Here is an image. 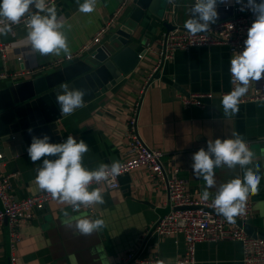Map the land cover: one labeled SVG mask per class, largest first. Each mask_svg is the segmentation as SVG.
<instances>
[{
	"label": "crops",
	"instance_id": "0c3cea01",
	"mask_svg": "<svg viewBox=\"0 0 264 264\" xmlns=\"http://www.w3.org/2000/svg\"><path fill=\"white\" fill-rule=\"evenodd\" d=\"M129 2L97 0L95 11L85 14L79 11V3L83 0H56L58 16L66 22V28L70 25L66 34L71 54L90 41L121 4L113 26L126 23L132 12ZM191 6V0L168 2L166 21L184 28V22L190 18ZM165 29L160 20L147 18L135 31L134 36L139 43L137 48L140 50L143 42L144 48L147 45L155 47L159 33ZM25 35L24 26L14 27L13 33L7 36L0 35L1 40L11 44L5 59L0 58V73L36 69L66 57L63 54L42 57L31 54L27 48L17 47L16 42ZM108 36L109 32L102 41H106ZM232 55L225 46L177 50L171 59L160 65L155 74L159 77H152L138 99L140 88L158 61V56L147 50L131 73L71 115L59 118L53 130L56 138L50 142H64L69 135L77 141L84 139L89 151L84 154L83 164L90 170L100 163L127 160L130 154L126 118L139 102L137 125L144 143L163 151L164 159L174 160L185 179L187 191L198 198L202 197L205 182L193 173V153L201 147L206 149L208 139L230 138L233 132H238L251 142L250 149L258 158L255 162L260 164L259 193L249 196L252 215L247 224L256 236L264 237V215L261 214V209H264V100L244 101L238 114L223 115L221 95L232 90ZM51 70L13 81L31 79ZM13 81L0 79V87ZM195 92H212L213 97L206 101L204 107L185 105L181 97ZM255 92L264 93V80L254 84L243 98H249ZM22 148L23 145H18L8 151L0 150V173L15 172L10 178V195L16 199L42 192L34 183L36 169L42 160L33 163L28 148ZM237 176H243L239 166L215 169L217 187ZM91 187L100 188L104 204L95 205L93 212H73L70 206L59 200L49 201L35 218L18 225L20 241L14 250L9 247L7 226L0 225V264H11L12 255L16 264H72L70 255L75 257V264H120L131 250L142 251L146 255L156 254L164 264H176L177 258L186 255L181 237H157L149 233L157 219L169 211V205L163 186L151 178L146 167H136L122 174L117 189L109 190L104 185L95 184ZM209 191L212 199L215 188ZM65 212L73 218H101L106 227L89 236L78 235L73 228L63 225ZM194 259V264H241L240 245L232 240L199 242L195 246Z\"/></svg>",
	"mask_w": 264,
	"mask_h": 264
},
{
	"label": "clouds",
	"instance_id": "9594fccd",
	"mask_svg": "<svg viewBox=\"0 0 264 264\" xmlns=\"http://www.w3.org/2000/svg\"><path fill=\"white\" fill-rule=\"evenodd\" d=\"M233 2L241 5V11L250 10L255 19L248 29L243 50L235 51L231 57L232 90L221 98L223 115L229 117L239 113L242 98L249 94L254 84L264 80V0H195L190 7V18L184 22V28L192 36L206 33L219 18L218 4L231 5ZM96 4L97 0H83L79 3V11L90 14L95 11ZM21 24L26 35L16 42L17 47L27 48L31 54L42 57L63 54L71 58L66 34L70 25L66 28V22L58 16L54 0H0V35L12 34L13 26ZM61 88L63 91L57 93L55 102L62 116L71 115L83 106L85 92L66 84ZM27 151L33 163L42 160L34 179L37 188L50 194L52 199L67 204L73 211H78L81 205L91 208L104 204L103 192L91 186L110 181L121 171L120 162L115 160L111 164L100 163L95 169L86 168L83 157L89 146L84 139L77 141L73 135L60 143L50 142L47 134L33 136ZM257 159L238 132H233L230 138L208 139L207 148L201 147L192 155L193 173L205 182L201 198L208 201L212 195L209 189L215 188L210 206L229 223H235V218L245 213L249 196L259 193L261 175L260 164L255 162ZM237 166L243 170V176L217 187L215 169ZM261 214L264 215V209ZM65 217L63 225L73 228L78 235L89 236L106 227L101 218H73L67 212ZM69 260L75 264L74 256L70 255Z\"/></svg>",
	"mask_w": 264,
	"mask_h": 264
},
{
	"label": "built area",
	"instance_id": "2783aa9c",
	"mask_svg": "<svg viewBox=\"0 0 264 264\" xmlns=\"http://www.w3.org/2000/svg\"><path fill=\"white\" fill-rule=\"evenodd\" d=\"M121 3L123 4L124 1ZM194 3L195 0H191V4ZM122 4L108 17L90 41L83 44L77 52L71 54V58L66 56L36 69L30 68L13 72L2 71L0 79L13 81L25 78V76H32L37 72L51 70L64 61L80 58L89 53L103 43L102 37L108 34L117 21ZM240 7L241 5L234 2L231 5L218 4L219 18L215 24L211 25V30L206 33L192 36L185 28L180 26L162 30L155 41V47L147 45L144 48L145 51L154 52L158 56V61L148 74L145 84L140 88L138 99L141 98V94L152 77L158 72L160 65L171 59L177 50L187 51L195 47L225 46L230 53L242 51L248 29L255 16L250 10L241 11ZM18 26H23V24ZM193 41L203 43L194 44ZM10 48L11 44L0 38V58L2 60L5 59V54ZM140 58L142 57L140 56ZM212 97V92H195L182 96L181 100L185 105L204 107L206 101ZM261 98H264V93L255 92L249 98H242V102L262 100ZM138 109L139 102H136L126 118V137L130 158L120 162L121 171L118 176L110 178V181L94 184L97 186L104 185L109 190L117 189L122 174L136 167H146L151 178L163 186L169 205V211L157 219L149 233L157 237H181L183 239L186 255L177 258L176 264H194L197 243L218 242L221 240H232L239 243L241 264H264V237L252 236L244 228V224L249 221L252 215L251 199L248 198L245 213L242 216H237L235 223H229L210 206V198L208 201L203 200L201 197L194 198L187 191L185 179L181 177L180 168L174 163V160L164 159L163 151L150 148L144 143L138 132ZM246 142L251 148V142ZM14 175L15 172L0 173V225L6 223L10 250H14L20 241V235L17 231L18 225L35 218L37 212L53 200L51 195L45 191L21 199L13 198L10 195V178ZM70 209L73 211L71 207ZM81 210L93 212L94 206L88 208L81 205L78 211ZM10 261L11 264H16L13 255L10 257ZM120 264H164V260L156 254L146 255L142 251L131 250L122 258Z\"/></svg>",
	"mask_w": 264,
	"mask_h": 264
},
{
	"label": "water",
	"instance_id": "95a60500",
	"mask_svg": "<svg viewBox=\"0 0 264 264\" xmlns=\"http://www.w3.org/2000/svg\"><path fill=\"white\" fill-rule=\"evenodd\" d=\"M168 2L130 0L132 12L128 23L113 26L100 46L80 58L64 61L44 75L0 87V150L8 151L18 145L27 149L33 136L47 134L50 141L56 138L53 130L62 115L55 98L63 91V85L83 90L86 103L131 73L146 52L145 42L140 50L137 48L139 43L134 36L137 28L147 18L160 20L166 29L173 27L166 21ZM244 228L256 236L247 223Z\"/></svg>",
	"mask_w": 264,
	"mask_h": 264
}]
</instances>
